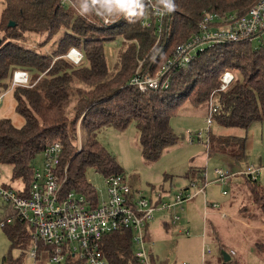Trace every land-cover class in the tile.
Instances as JSON below:
<instances>
[{"label": "trees", "instance_id": "trees-1", "mask_svg": "<svg viewBox=\"0 0 264 264\" xmlns=\"http://www.w3.org/2000/svg\"><path fill=\"white\" fill-rule=\"evenodd\" d=\"M73 2L0 0V96L11 92L15 111L23 119L20 127L13 126L7 118L0 119V164L8 166L11 172L9 179L1 174L2 186L16 192L27 186L35 156L56 140L61 144L58 175L63 180L62 190L94 199L97 193L85 178L86 168H93L103 177L123 175L114 156L96 138L101 128L123 130L133 122L140 155L152 162L165 148L183 138L169 125L174 110L187 99L196 107L206 105L212 91L216 126L246 131L252 122L264 121L262 34L258 40L204 46L188 62L169 66L156 88L141 91L129 82L135 73L152 76L161 68L174 47L195 29L202 12L242 14L254 0H175L177 9L164 16L159 33L155 32L153 21L144 28L139 21L119 19L105 24L98 16H81ZM115 39L121 40V46L108 65L104 45ZM72 47L83 53L77 63L65 56ZM225 69L234 73V79L224 90L216 91L219 75ZM17 70L26 72L25 83L12 84ZM165 81L167 85L163 87ZM77 123L82 130L78 146ZM246 139L245 133L221 135L210 131L205 141L207 155L215 152L240 163L246 159ZM239 176L247 188L250 204L262 216L252 246L257 256L264 259V189L256 178ZM182 177L189 184L201 183L204 171L190 167ZM159 194L160 199H164L163 194L169 196L165 189ZM238 209L245 213L244 205ZM249 213L254 216L252 211ZM168 223H163L164 228ZM3 231L9 249L0 264H25L29 241L26 235H20L19 224H8ZM213 234L220 263L240 264V259L218 240L216 232ZM209 237L207 232L208 240ZM130 238L128 229L112 230L101 236L99 249L107 264H136ZM205 248L208 247L204 244L201 264L212 253ZM13 249L18 250L15 256ZM41 250L40 258L46 257V249L39 245L38 254ZM220 251H226L229 259L223 261ZM148 256L150 264H167L155 261L149 247ZM63 264L85 263L81 258L67 256Z\"/></svg>", "mask_w": 264, "mask_h": 264}, {"label": "built area", "instance_id": "built-area-1", "mask_svg": "<svg viewBox=\"0 0 264 264\" xmlns=\"http://www.w3.org/2000/svg\"><path fill=\"white\" fill-rule=\"evenodd\" d=\"M164 16L153 13L139 22L146 28L153 21L155 32L159 33ZM263 32L264 0H254L242 14L204 11L195 29L174 47L161 68L152 76L135 73L129 82L141 91L156 88L169 66L188 62L204 46L241 39L258 40ZM73 49L70 48L65 56L77 63L81 53ZM26 80V72L17 70L11 81L12 84H23ZM232 81L233 73L227 69L222 71L216 91L224 90ZM166 85L167 81L162 84L163 87ZM213 94L214 91L209 94L205 128L198 133V138L204 135L205 141L216 111ZM40 154L41 167L32 168L27 186L16 192L0 184V231L8 224H19L20 235H26L29 241L24 254L25 264H35L40 258L42 250L38 254L39 245L46 249L44 252L47 251V264H63L67 256L81 258L85 264H107L99 249V239L104 233L118 229L131 231L136 264H150L146 227L155 212H162L173 224L178 219L176 209H181L184 201L203 190L202 185L191 194L178 190L164 199H160L159 193L150 199L132 190L125 176L117 174L104 177L105 193L101 199L98 200L96 195L94 199L87 200L83 193L61 188L63 180L58 175L61 144L58 141L47 144ZM213 174V181L224 183L232 173L215 169ZM239 174L253 179L258 174V168L246 165ZM191 185L194 186L193 183Z\"/></svg>", "mask_w": 264, "mask_h": 264}, {"label": "rangeland", "instance_id": "rangeland-1", "mask_svg": "<svg viewBox=\"0 0 264 264\" xmlns=\"http://www.w3.org/2000/svg\"><path fill=\"white\" fill-rule=\"evenodd\" d=\"M262 37L264 40V32ZM120 46V39L109 41L104 45L108 62L114 59ZM14 106L11 92H5L0 96V119L7 118L13 126L20 127L23 119L16 113ZM205 115L206 111L201 106H194L188 99L182 102L171 115L169 125L174 132L182 135L183 138L178 143L165 148L158 159L152 162L144 160L140 155L138 133L133 122L123 130H116L111 127L101 128L97 132L96 138L114 156L128 184L145 198H153L161 189L175 192L188 188L185 192L191 194L197 187H200L203 181L201 183L195 182L192 186L182 177L183 174L190 167L201 168L204 171V193L197 195L183 206L182 218L190 223L187 235L181 233L179 231L180 227H177V225L168 227L169 229L166 231L163 223L169 222V219L160 212H156L153 220L149 222L148 233L152 243L151 248L153 254L158 257L154 260L167 264H173L174 260H176V264L181 262L200 264L204 203L216 205V208H214L216 210L224 206L231 195L234 200L233 205L229 207L226 216L221 218L223 222L219 219L220 230L216 232L218 240L227 247L234 248V256L240 259V264H264V259L257 256L252 246L261 227L259 221L262 216L259 210H254V207L250 204L246 186L234 183L232 185L234 189L230 191L229 181L226 184L223 183L225 185L213 182V171L215 169H230L233 172L243 170L246 164H253L259 167V177L256 180L264 188V121L252 122L246 131L237 127L223 129L224 133L236 135L246 133V162L235 164L236 162H232L230 158L215 152L207 156L205 136L198 138V133L205 128ZM81 132L82 130L77 123L76 146L80 144ZM33 163V167H41V154L35 156ZM0 172L2 177L11 178L8 166L0 164ZM84 175L87 182L96 191L98 200L101 199L105 193L102 174L88 167L85 169ZM241 181L240 176L234 179V182ZM222 191H225L227 195H221ZM163 196L164 198L167 197L166 194H163ZM236 201L240 202L239 206H245V213L241 212L242 217L239 216L236 209L238 206H235ZM249 211H252L254 216ZM217 243L215 234L211 233L205 245L206 247L208 245L213 253H217ZM8 249L7 235L1 230L0 263L2 256L7 253ZM16 254L17 251L13 249L12 255L15 256ZM35 264H47L45 256L37 258Z\"/></svg>", "mask_w": 264, "mask_h": 264}, {"label": "crops", "instance_id": "crops-1", "mask_svg": "<svg viewBox=\"0 0 264 264\" xmlns=\"http://www.w3.org/2000/svg\"><path fill=\"white\" fill-rule=\"evenodd\" d=\"M105 59H106V63L108 64V65H111L112 64V62H113V60L111 59V61L110 62H108L107 61V57L105 56ZM226 70V69H225ZM227 70H229V69H227ZM224 71V70H223ZM231 71V70H230ZM232 72V71H231ZM222 73V72H221ZM233 73V72H232ZM220 76V75H219ZM233 79H234V73H233ZM219 86V85H218ZM209 99V98H208ZM207 99V100H208ZM212 100H213V104L214 105H216L215 104V101H214V97L212 98ZM207 106H208V101L206 102V105L204 106H201L203 109H204V111H207ZM263 122V121H262ZM204 123H205V118H204ZM211 129V130H210ZM224 128H221V127H218V126H216L215 124H213V122H212V124L209 126V129H208V131H207V135L209 134V132L211 131V132H215V133H217V134H221V135H225V134H232V133H224V130H223ZM246 134V133H245ZM236 135V134H235ZM247 138V137H246ZM247 140V139H246ZM246 146H247V141H246ZM246 146H245V150H246ZM206 153H207V150H206ZM208 153H209V151H208ZM210 154V153H209ZM208 156V155H207ZM232 160V159H231ZM246 160V159H245ZM241 161L240 163H243V162H246V161ZM232 162H233V160H232ZM240 163H235V164H240ZM246 165H252V166H255V165H253V164H246ZM245 165V166H246ZM255 167H257L258 168V174H257V176H256V179H257V177H259V167L258 166H255ZM228 171L229 172H231V170L230 169H228ZM241 170H237V171H233V172H231L232 174H231V176L229 177V179H227V180H225V184L228 182V184H229V187H230V191H232L233 189H234V186H232L234 183H236V185H243L242 184V181L241 182H234V179L235 178H237V177H239V172H240ZM214 183H218V184H220V185H225V184H223V183H219V182H215V181H213ZM203 185V190H202V192H199V193H195L194 194V196L192 197V198H190V199H188V200H186V201H184L183 203H182V205H181V209H176V213L178 214V219H177V221L175 222V223H173V224H171V225H169L170 223H168V227H175L176 225H177V227H180V232L181 233H184V234H188V232H189V226H190V223H189V221H184V218H182V214H183V212H184V208H183V206H184V204L185 203H187V202H189V201H191V200H193L197 195H199V194H203L204 193V188H205V184H204V182L200 185V186H202ZM261 186V185H260ZM131 187V186H130ZM262 187V186H261ZM263 188V187H262ZM131 189L133 190V188L131 187ZM188 189V188H187ZM187 189H184L185 191L187 190ZM264 189V188H263ZM168 192H169V194H172L173 192L172 191H170V190H168ZM232 194V193H231ZM221 195H227V193L225 192V191H222L221 192ZM234 202V200L231 198V195L229 196V199L225 202V205L224 206H222L221 208H218V209H216V210H214V208H216V205H208L207 203H204L205 204V208H204V218H203V229H202V247H201V249L203 248V246H204V244H205V242L207 243L208 242V239L206 238V235H207V232H209L210 234L211 233H213V232H219V228H220V226H219V219L221 220V222H223V219H221V218H224L225 216H226V212L228 211V209H229V207L231 206V205H233L232 203ZM239 204H240V202H238V201H236L235 202V206H237L236 207V209H237V211H238V214H239V216L240 217H242L243 215H242V213L239 211ZM156 212H159V211H156ZM155 212V213H156ZM160 213H162V212H160ZM163 214V213H162ZM165 216V215H164ZM154 218V217H153ZM153 220V219H152ZM168 227H166L165 226V230L166 231H168ZM148 228H149V223L147 224V227H146V234H147V240H148V242H149V244H148V247H149V251H150V256L153 258V259H158V257L157 256H155L154 254H153V251H152V243L150 242V234L148 233ZM209 229V230H208ZM210 229L212 230V232H210ZM207 247H208V245H207ZM216 248H218V247H216ZM229 249H228V252L230 253V251H232L233 253V255L235 254V250H234V248H232L231 246H229L228 247ZM207 249H210L211 251H212V249L210 248V247H208V248H206V250ZM221 252H225L226 254H227V252L226 251H220V253H219V255L222 257V255H221ZM17 253H18V251H17ZM228 255V254H227ZM228 257H229V255H228ZM199 259H200V264H201V262H202V260H201V252H200V256H199ZM222 260H223V257H222ZM155 261H158V260H155ZM174 263H176V260H174ZM204 263L205 264H221L220 263V260H219V256H218V254L217 253H211L210 255H206L205 257H204Z\"/></svg>", "mask_w": 264, "mask_h": 264}, {"label": "clouds", "instance_id": "clouds-1", "mask_svg": "<svg viewBox=\"0 0 264 264\" xmlns=\"http://www.w3.org/2000/svg\"><path fill=\"white\" fill-rule=\"evenodd\" d=\"M73 7L81 16L95 15L103 23L111 24L119 19L135 23L153 13L160 16L171 14L177 4L175 0H74Z\"/></svg>", "mask_w": 264, "mask_h": 264}, {"label": "water", "instance_id": "water-1", "mask_svg": "<svg viewBox=\"0 0 264 264\" xmlns=\"http://www.w3.org/2000/svg\"><path fill=\"white\" fill-rule=\"evenodd\" d=\"M221 255L223 257V261H226L229 259L228 255L225 252H221Z\"/></svg>", "mask_w": 264, "mask_h": 264}]
</instances>
